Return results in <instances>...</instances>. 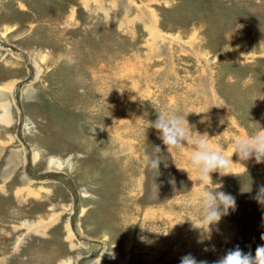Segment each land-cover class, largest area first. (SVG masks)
<instances>
[{"label": "rangeland", "instance_id": "rangeland-1", "mask_svg": "<svg viewBox=\"0 0 264 264\" xmlns=\"http://www.w3.org/2000/svg\"><path fill=\"white\" fill-rule=\"evenodd\" d=\"M2 101L0 264H213L264 245V163L234 154L236 175L205 184L195 144L168 151L149 127L176 110L229 158L264 130V0H0ZM217 184L236 209L200 243L188 217Z\"/></svg>", "mask_w": 264, "mask_h": 264}, {"label": "clouds", "instance_id": "clouds-1", "mask_svg": "<svg viewBox=\"0 0 264 264\" xmlns=\"http://www.w3.org/2000/svg\"><path fill=\"white\" fill-rule=\"evenodd\" d=\"M157 119L152 121L149 127L155 128L159 133V138L163 144L167 146L168 151L172 148H179L185 145L195 144L196 150L191 153V165L199 173V180L202 183H208L212 180V173L218 172L220 176L236 175L231 169L232 164L235 163L232 159L234 154H237L240 161H247L252 158L256 163H264V130L254 131L249 135L237 136L233 138L234 151L231 158L226 156L220 148H214L204 137L207 133L201 135L193 140L192 126L188 120L185 122L184 115L176 110L168 112L157 111ZM197 114L206 111H191ZM190 112V113H191ZM188 116V115H187ZM187 119V117H186ZM207 117L202 118L203 123ZM224 121L221 120V123ZM148 127V128H149ZM102 128V127H101ZM96 129V128H95ZM93 130V132L95 131ZM208 136V134H207ZM156 155L154 157H146L145 162L148 167L159 175V169L162 162L167 167V159L161 154V148L156 146ZM177 165V164H176ZM177 168L188 173L189 179L192 178V169L187 167ZM170 183L175 186V181L171 180ZM222 185L217 186L212 190L204 191L199 197L200 215L199 219L202 221L200 225L188 217L192 221L193 227L200 230L201 236L198 242L203 243L205 240H210L212 236V226L217 225L221 218L229 214V210L235 211L236 199L230 193L219 190ZM250 191V190H249ZM256 199L260 203H264V185H261ZM192 201H187V206H192ZM165 235L167 233H164ZM264 239V236L261 237ZM207 250V249H206ZM180 264H208L206 260H198L192 254H186L181 257ZM213 264H264V245L257 246L255 255L251 252L245 253L237 246L230 249L221 256Z\"/></svg>", "mask_w": 264, "mask_h": 264}, {"label": "bare ground", "instance_id": "bare-ground-1", "mask_svg": "<svg viewBox=\"0 0 264 264\" xmlns=\"http://www.w3.org/2000/svg\"><path fill=\"white\" fill-rule=\"evenodd\" d=\"M0 106H2L5 110V112L3 114H0V120L4 123H10L12 121V116H11V112H10V105L9 102H0ZM38 153H34L35 158H37ZM53 162V161H52ZM58 164V166L61 164V161H57V162H53ZM70 264V263H67Z\"/></svg>", "mask_w": 264, "mask_h": 264}]
</instances>
